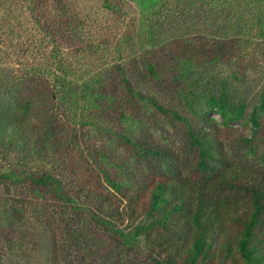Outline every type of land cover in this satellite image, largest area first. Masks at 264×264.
I'll return each instance as SVG.
<instances>
[{
	"label": "trees",
	"instance_id": "16d2710c",
	"mask_svg": "<svg viewBox=\"0 0 264 264\" xmlns=\"http://www.w3.org/2000/svg\"><path fill=\"white\" fill-rule=\"evenodd\" d=\"M14 1L4 0L5 18H16L20 30L2 24L0 50L25 62L21 75L0 67V151L5 159L20 153V168L0 172V184L49 191L78 220L88 216L108 230L122 248L146 240L155 264H264V171L229 158L228 143L210 116L218 113L229 126L252 105L249 120L261 126L264 89L251 104L247 67L226 75L224 67L240 59L235 49L252 41L264 45V0H159L151 18L132 27L121 22V29L119 19L127 17L122 0H19V12ZM85 26L104 41L109 37L93 48H107L94 66L83 63L85 52L80 58L73 50L70 58L62 49L77 44L88 52ZM155 113L184 126L200 174L186 175L180 155L149 135L147 122ZM35 115L44 119L41 127L34 125ZM73 123L81 128L80 141L92 137L82 136L84 127L97 131L93 138L101 145L92 146V163L121 202L77 184L71 174L28 168L33 160L49 162V146L60 144L59 130ZM109 133L114 145L104 144ZM118 145L162 163L166 172L133 167ZM126 218L132 230L120 228ZM46 223L53 233L52 263L62 264L59 230L51 218ZM70 235L82 248L67 264H125L118 249L104 253L103 242L87 243L81 230ZM0 264H7L2 251Z\"/></svg>",
	"mask_w": 264,
	"mask_h": 264
},
{
	"label": "rangeland",
	"instance_id": "374dc122",
	"mask_svg": "<svg viewBox=\"0 0 264 264\" xmlns=\"http://www.w3.org/2000/svg\"><path fill=\"white\" fill-rule=\"evenodd\" d=\"M122 1L125 4L127 17L119 19V29L123 27L124 24L122 23H125V26L132 27L134 23H142L151 18L156 12L159 3V0ZM20 3L21 1L17 0L15 2L17 6L12 4L13 8H16L18 11L19 6H21ZM8 8L7 3L3 0L0 3V31L2 24L8 26L10 23L11 25L14 24L13 29L18 33L20 28L15 27L16 18L14 17L15 21L11 22L5 18L8 16L6 12ZM22 14L26 16L27 11H23ZM134 30L133 28L131 32H134ZM90 31L94 32V30L87 29V26L83 29V38L87 37L91 42L89 46L90 50L88 52L82 51L77 44L70 46L64 43L62 49L65 56L71 58L74 50L82 58L83 52H85L82 60L85 65L94 66L98 64V60L101 59V55L103 54V49L107 50V48L101 47L95 53L93 52V48L98 43L100 46L104 45L103 42L106 44L109 41V37L107 36L106 41H104L97 34H91ZM24 37L26 36L24 35ZM243 48L240 47L234 50L235 56L239 54L240 59L231 61V65L228 68L224 67V75L232 71L237 72L243 66L247 67L245 88L248 93L247 96L250 98L249 102L255 104L258 102L260 92L264 89V57H262L264 45L259 44L258 46L256 41H252L245 44ZM4 52L7 51L0 50V67L21 75L24 70L22 63L25 62L23 58L10 53L3 56ZM149 84L152 86L154 83L151 82ZM234 84L238 85L239 83L235 82ZM177 103L175 101L172 104L176 106ZM179 106L180 112L188 116L187 108H184L182 105ZM251 110L252 105L249 106L245 117L241 121L233 122L229 126L225 125L223 118L218 113H212L210 116L218 123L217 133L228 143L229 158L235 162L248 164L264 171V112L260 117L261 126L255 127L249 120ZM35 111V114H37L39 109ZM60 114L62 117V112ZM150 117L151 119L147 122V128L150 131L149 135L164 145L170 146L172 150L177 152L180 155L178 165L182 171L188 176L193 174L196 170L198 156L194 150L190 149L187 143L184 126L180 122L172 120L161 113L151 114ZM33 119L36 123H33L34 125L42 126L40 122V120H44L42 117L35 115ZM79 127L77 123L76 125L73 123L65 125L64 128L60 129L59 140L61 143L56 144L52 149L49 146V162L45 164L39 160H33L32 163L28 164V168L33 172L40 173L71 174L77 184L83 182L90 187L105 190L111 198H114L117 202H121L120 196L105 183L102 175L92 163V159L97 156L93 152L94 148L92 146L98 147L101 145L98 139L93 138L94 135L97 136V131L92 126L84 127L81 131L82 136L86 137L90 135L92 137L80 141V139L78 140V136L81 135L79 132L81 128ZM108 136L113 137L111 142L108 140ZM104 137V144H115V141H113L115 136L112 133L105 134ZM35 138L41 140L42 136H35ZM88 149L91 150L88 152ZM118 154L126 158L133 167L139 168L142 171L146 169L151 172H166L162 163L160 164L151 158L142 157L133 148H124L118 145ZM50 155L54 157L50 158ZM2 156L0 151V172L11 168L12 165H15V168H20L18 167L20 153L16 151L9 153L6 159ZM194 174H200V172L198 171ZM70 182L68 181V183ZM50 218L53 220L54 228L59 230L57 233L58 246L62 264H67L66 258L72 257L74 259L77 255V250L82 248L79 243H74L70 235L74 234L76 230H81V236L84 237L82 240L91 245H94V242L102 241L104 244L102 251L104 253L106 249H111V251H117L118 249L120 253H123L124 257L122 261L125 264H155L150 255L152 247L146 240H143L136 247L122 248L119 242L111 238L108 230H103L88 216L78 220V213L72 207L64 206L49 191L19 183L0 184V252L4 253L7 264H53L52 258L55 254L52 246L53 233L47 228V224L49 223H46ZM131 221L126 218V221L121 224L120 228L129 227L132 230Z\"/></svg>",
	"mask_w": 264,
	"mask_h": 264
}]
</instances>
